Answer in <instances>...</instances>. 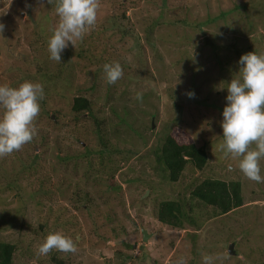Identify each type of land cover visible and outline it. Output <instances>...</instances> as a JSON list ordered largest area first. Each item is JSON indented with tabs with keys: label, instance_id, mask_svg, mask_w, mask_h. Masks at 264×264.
<instances>
[{
	"label": "rangeland",
	"instance_id": "obj_1",
	"mask_svg": "<svg viewBox=\"0 0 264 264\" xmlns=\"http://www.w3.org/2000/svg\"><path fill=\"white\" fill-rule=\"evenodd\" d=\"M119 1L127 3L128 23L144 51L104 37L99 25L114 10L113 2L100 0L95 28L65 50L86 53L73 56L67 81L40 79L51 100L42 103L36 122L44 136L26 144L24 157L7 156L19 170L27 168L16 185L0 179V241L16 244L14 264H176L181 257L202 264V254H221L223 264H264V183L246 179L238 161L218 148L227 83L237 77L240 53L258 48L264 54V0ZM57 21L54 3L0 0V85L39 83L28 75L36 57L55 72L57 62L51 65L44 47ZM113 62L124 75L109 85L103 65ZM76 96L90 99L91 110L76 114ZM176 119L189 134L171 130ZM171 131L186 137L181 142L208 145L205 171L188 165L177 183L168 181L154 152ZM260 167L264 177V159ZM198 177L240 182L243 205L214 216L189 198ZM178 198L194 207L188 229L169 228L156 217L160 203ZM56 232L73 239L77 252L37 257V247Z\"/></svg>",
	"mask_w": 264,
	"mask_h": 264
},
{
	"label": "clouds",
	"instance_id": "obj_2",
	"mask_svg": "<svg viewBox=\"0 0 264 264\" xmlns=\"http://www.w3.org/2000/svg\"><path fill=\"white\" fill-rule=\"evenodd\" d=\"M41 7L55 4L58 17L50 29L47 40L49 59L60 63L62 53L71 44L92 31L98 20L100 0H38ZM27 7V5H26ZM5 25L0 23V34ZM74 58V57H73ZM72 58V59H73ZM237 77L227 83L226 106L223 109L222 142L218 145L226 158L238 161L242 175L256 183H264L260 161L264 159V54L248 52L239 61ZM107 84L114 85L124 73L120 63L103 65ZM194 98L195 93H187ZM43 85L24 82L18 87L0 85V158L10 156L31 143L38 134L36 120L40 114V101L44 99ZM136 100L143 102V93H136ZM53 250L63 254L76 253V242L56 232L46 236L37 247L36 256H46ZM221 254H202V264H223ZM176 264H186L183 257Z\"/></svg>",
	"mask_w": 264,
	"mask_h": 264
},
{
	"label": "trees",
	"instance_id": "obj_3",
	"mask_svg": "<svg viewBox=\"0 0 264 264\" xmlns=\"http://www.w3.org/2000/svg\"><path fill=\"white\" fill-rule=\"evenodd\" d=\"M107 1L109 3L113 2L112 7L114 11L108 14V16L106 17L108 22L105 25V21L102 22V26L100 24L98 29L101 30V33L104 35V37L110 36L113 39L119 38L120 40L118 41V43L122 45V48H125L126 46H129L133 43L134 48L144 51L143 46L140 45L141 40L138 36L139 33H137V31H135V29L128 23L130 19L126 16L127 3L119 0ZM137 2L138 1L128 3L138 4ZM98 21L99 19L97 20V23ZM165 23H169L173 26H180L179 24H175V22L171 21H166ZM1 35H4V31L2 34H0V37ZM160 40H162L163 42V36L160 38ZM44 48L47 49V47ZM256 49L258 50V48ZM257 50H253L252 52H255L257 54ZM83 53V51H73L72 54H69L65 53L64 51L62 53V60L60 63H57V69L55 70V72L51 70L50 66H47V70H44L42 64L39 61V58L34 57L35 59H33V61L35 63V67L31 68L32 72L28 75L36 80H39V83L40 79L45 80V82L48 84H50L51 82L55 83L56 81L65 83L67 81L68 68L69 65L72 64L71 60L73 56L82 58L86 55V53H84V55ZM244 53L245 52H243L242 50V52L240 53V57ZM54 62L55 61L52 60L51 65H53ZM50 101V98L46 97L41 100L40 109L44 110V108H46H43L42 103H44V105L46 106L45 103H49ZM91 108L92 101L84 96H76L72 100V110L76 114L84 113V111H90ZM40 117L41 111L36 122L39 121ZM36 127L38 129L37 135L40 139L44 135H42L43 133L41 134V132L39 131L37 123ZM173 129L184 131L186 132V134L188 133L179 124V119H176L174 121L173 128L171 130ZM100 131L104 132L102 129H100ZM46 133H48V131ZM117 134L118 137H120V131H118ZM37 135L34 137L33 142L36 141ZM113 136L114 135L111 134V137ZM221 136L223 137V132H221ZM180 140L181 139H179L176 135H173L171 131L169 134H167L165 138H162L161 144L156 147L154 152L157 158V163L159 164V166H161V169L165 172L168 181L171 183H177L180 180L183 172L185 171L188 165H192V167L195 170H198L199 172L205 171L208 166H210V151L208 145L198 147V145L193 141L181 142L182 140H186V137H183L182 140ZM108 144L109 141H105L103 143L104 148H108ZM24 147L22 150L18 151V155L22 157L25 156V150H29L28 145ZM7 159V156L4 158H0V179L5 176V180L8 183V185L6 186L16 185L23 179V172H25L24 167L26 166H21L19 170L17 166L21 165L20 163H12V161H9ZM11 164L14 166V168L12 169V172H9V169L12 167ZM194 182H196L197 184L195 185L194 183L195 187L191 189V194L189 198L191 200H197L210 207L215 213L214 216L226 215L240 208L243 205V191L242 184L240 182H231L216 179L201 180V177L196 178ZM193 208L194 207L192 205V201H188L184 198L164 201L158 205L156 217L157 220L164 226L173 229L184 230L188 229L187 227H190V221L187 212L190 211L192 213L194 210ZM16 249V244L6 241H0V264H14ZM56 264L65 263L61 260L57 261Z\"/></svg>",
	"mask_w": 264,
	"mask_h": 264
},
{
	"label": "water",
	"instance_id": "obj_4",
	"mask_svg": "<svg viewBox=\"0 0 264 264\" xmlns=\"http://www.w3.org/2000/svg\"><path fill=\"white\" fill-rule=\"evenodd\" d=\"M143 235H144V241H146L148 239V236L149 235H148V233L145 230H143ZM233 249H234V245H231L230 246V250H229V252L231 254H234L235 253V251Z\"/></svg>",
	"mask_w": 264,
	"mask_h": 264
}]
</instances>
